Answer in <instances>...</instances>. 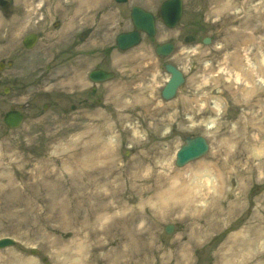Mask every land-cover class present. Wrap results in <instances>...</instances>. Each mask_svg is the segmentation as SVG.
<instances>
[{"label":"rangeland","instance_id":"obj_1","mask_svg":"<svg viewBox=\"0 0 264 264\" xmlns=\"http://www.w3.org/2000/svg\"><path fill=\"white\" fill-rule=\"evenodd\" d=\"M8 1V13L0 10V62H12L0 72V239L16 244L0 250V264H122L128 256L115 261L114 255L126 230L140 242L127 255L140 262L223 264L218 256L227 239L246 232L256 217L264 221V213L257 211L264 200V171L255 169L264 161V87L256 82L264 78V0H183L176 29L166 32L157 22L155 39L143 36L138 47L123 54L115 48V37L132 29L130 7L154 12L163 0H129L126 5L113 0ZM220 5L226 8L218 10ZM31 33L39 39L25 51L21 41ZM189 35L196 37V46L184 44ZM204 38L211 40L208 46L202 44ZM166 39L176 43L167 62L185 78L169 102L159 96L166 61L153 53ZM249 63L255 64L254 71ZM99 66L115 73L113 81L98 89L104 106L93 102L90 110L78 107L83 93L75 91L89 86L85 74ZM3 88L9 93L3 95ZM213 99L224 106L222 114L212 108ZM201 102L205 106L200 108ZM43 104L48 105L45 111ZM19 106H27L26 121L17 130L6 129L1 115ZM191 137H204L209 150L176 168V152ZM107 145L112 149L105 156L112 162H103L102 155L91 163ZM235 151L240 155L231 159ZM214 154L217 162L211 160ZM146 158L152 160L143 165L147 170L137 169ZM153 161L157 175H169L174 187L203 192L192 210L175 199L161 206L151 199ZM201 162L227 163L207 171L220 180V194L200 176L193 182L179 178ZM248 164L253 168L249 174L244 172ZM111 171L120 180L109 179L112 188L106 190L99 178ZM47 184L53 197L44 193ZM88 184L117 197L81 198L72 214L70 190L78 187L84 194ZM44 195L53 199V211L46 209L49 200L41 201ZM211 197H218L223 215L208 230L214 213ZM101 205L111 209L97 225L91 213ZM228 207L229 216L224 214ZM169 225L173 231L166 234ZM200 229L198 240L182 250L190 233ZM143 240L147 242L141 244ZM244 255L248 259L242 261ZM234 263L264 264V240L253 249L238 248Z\"/></svg>","mask_w":264,"mask_h":264},{"label":"bare ground","instance_id":"obj_2","mask_svg":"<svg viewBox=\"0 0 264 264\" xmlns=\"http://www.w3.org/2000/svg\"><path fill=\"white\" fill-rule=\"evenodd\" d=\"M85 1L86 4H89L91 1L90 0H83ZM226 8L225 5H220L218 10H224ZM189 52H194L193 50H190ZM264 63V61L262 62ZM255 65V64H254ZM252 63H249V68H251L252 71H254L255 66ZM258 68H259V64H258ZM256 82L260 83V86L264 87V78L260 77L256 80ZM212 104V108L216 111V113L218 114V112L220 114L223 113L224 111V106L221 104L220 101L213 99L211 101ZM205 104L204 103H199V107H204ZM112 149V147H110L109 145L105 146L102 153L98 152L96 153L95 157L91 160V163L96 162V157L99 159V156L101 157L102 155H107L109 154L110 150ZM247 151V150H246ZM249 153V152H248ZM259 154V153H258ZM240 154L239 152L235 151L234 154L230 155L229 157L231 159H234L236 156L238 157ZM241 155H243V152L241 153ZM110 156V154H109ZM218 159V155L214 154L211 156V160L217 162ZM230 159V161H231ZM101 160V159H100ZM110 160L112 162V160L110 159V157L105 156L103 159V162ZM152 161V160H151ZM150 158H146L144 159H140L138 162V165H136L137 169L142 170V168L144 170H147V167L144 168L143 165L148 162L151 164ZM250 159H247V162H250ZM102 162V161H101ZM154 162V161H153ZM82 164L79 162V165ZM99 164V163H98ZM250 164V163H249ZM247 165V167H245L244 172L249 174L253 171V168L250 165ZM227 165V163L220 165L219 163H214L211 166L208 163H198L194 168H191L190 171L186 172L184 174V177L182 175L179 176V178L181 179V181H184L185 177L187 180H190L191 182H193V178L197 179L198 176H200L201 178H205L206 181H208V185L209 187H213L215 186L216 191H217V195L220 194V190H221V183L219 179L213 178L212 176H210L207 171L209 170L208 168H217L220 166V168H225V166ZM158 166V164L156 162L152 163V168H150L149 170H151V172L154 174L155 176V181H154V186L155 189L153 190V195H152V200H154L157 204H159L160 206L165 204L167 201L170 199H175L174 201L178 200L181 203V206L184 207L187 210H192L193 209V201L195 199H197L199 196L200 198L202 197V194L197 193L196 191H194V193H191L188 191V189H184L183 187H174L175 182L173 183H169V175H164V174H158L156 172V167ZM167 167V166H166ZM166 167L164 166L163 168L166 169ZM255 169L258 172L264 171V161H262V163H259L256 165ZM168 170V168H167ZM168 172V171H167ZM135 179L137 177L133 176ZM153 177V176H152ZM115 179L116 181L120 180V176L118 174V172H108V174H104L102 175L99 179L100 181H102L105 185L106 190L107 189H111L112 186L111 184L113 183V181H109V179ZM185 179V180H186ZM90 182L92 183V181L90 180ZM92 186V187H91ZM87 189H90L89 192H85L84 194L80 193V189H78V187L75 189H71V193L69 192V194L72 195V214L76 213V211H78L79 209V201L80 199H84V198H88V201L93 200V198H98L99 196L103 197L102 201H105L107 198L109 199H115V197H117V193L113 192L112 190L110 192L107 193V195L105 194L106 192H104L103 194H101V189H95V187H93V184H88ZM91 187V188H90ZM165 187L166 190H162V188ZM46 189L44 190V193H46L48 196L51 195L52 197L54 196V191L52 190V186L50 184H47ZM214 188V190H215ZM85 190V191H86ZM73 193V194H72ZM99 195V196H97ZM70 196V195H69ZM44 200H49L48 206L46 209H48V211H53V207H54V203H53V199L52 198H47L45 195L42 198L41 201L44 202ZM211 202H212V207H214V213L213 217L209 216L210 220L208 219L207 223H210V225H208V230H211L213 227H215L216 225L218 226V220L219 218H221V216L223 215V213L221 211H218L217 209V202H218V197H211ZM46 203V202H45ZM110 206L108 205H101L100 207H96L95 210H93V212L91 214H93L96 218L94 219V224H101V222L103 221L104 217L101 216L104 213H107L110 210ZM232 211V207H228L227 210H225L224 214L225 215H230ZM257 211L260 213H264V200L262 202H259V205L257 206ZM203 231L200 229L198 231H194L192 233H190L189 235V241L186 243V245L184 247H180L182 250H185L187 248H189V246H191L193 243H195V241L198 240L200 234ZM263 232H264V221H262V219L257 218L254 220L253 223L250 224V226L247 227V231L244 232L243 234H237L234 236H231L227 239V241L225 242V244L223 245L222 249L224 250V253L220 254L218 256V259L220 261H223L227 264H233V258L236 256L237 254V250L238 248L245 250L248 249H253V247L256 246V241H258L259 239H263ZM141 241V240H140ZM121 244H120V251L118 256L114 255V260L117 261L118 258L120 259H124L127 256V259L124 260V262L122 261V264H149V261L147 260V258L142 259L140 261L137 260V257L134 254H128L127 255V251L129 250L130 252H132L131 250H135L139 245L140 242L138 241L137 237L133 234V232L131 230H126L125 233L122 236L121 239ZM145 241L143 240L142 243H144ZM147 242V241H146ZM145 242V243H146ZM180 246V245H179ZM78 251V250H77ZM263 257V255H259L258 258L261 259ZM107 259H109L110 261H112V259L110 257H106ZM242 261H245L248 259L247 256H243L241 257ZM113 262V261H112ZM219 262V261H218ZM56 264H65V262H61L60 260L56 262ZM73 264V263H71ZM236 264V263H234Z\"/></svg>","mask_w":264,"mask_h":264},{"label":"water","instance_id":"obj_3","mask_svg":"<svg viewBox=\"0 0 264 264\" xmlns=\"http://www.w3.org/2000/svg\"><path fill=\"white\" fill-rule=\"evenodd\" d=\"M118 3H123L126 0H115ZM2 4V2H0ZM5 4V3H4ZM161 14L164 23L173 28L181 16V5L180 0H168L161 6ZM132 23L135 31L129 34H123L118 36L116 43L121 50H127L132 48L140 42V32L147 34L149 37L154 35V22L150 14L142 11L141 9L134 8L131 13ZM36 42L35 36H29L23 41L25 48L30 49ZM207 44L208 42L205 41ZM171 51L170 46H163L157 49L159 54L167 55ZM167 73L171 75L170 80L162 90V98L170 100L174 97L176 90L183 84V78L173 66L167 65L165 67ZM112 75L103 71H93L89 75V79L93 83H102L111 79ZM22 122V115L18 112L11 111L7 113L3 119V123L10 129L19 127ZM207 144L201 137L187 138L184 141V145L177 152L175 165L177 167H183L188 162L200 158L207 152ZM165 232L170 234L172 227L168 226L165 228ZM13 242L9 239L0 240V249L11 247Z\"/></svg>","mask_w":264,"mask_h":264},{"label":"flooded vegetation","instance_id":"obj_4","mask_svg":"<svg viewBox=\"0 0 264 264\" xmlns=\"http://www.w3.org/2000/svg\"><path fill=\"white\" fill-rule=\"evenodd\" d=\"M155 16L156 17H158V13H156L155 12ZM159 18V17H158ZM164 30L167 32L168 30L167 29H165L164 28ZM157 34H158V32L156 33V36H157ZM196 41V40H195ZM172 43L173 45H174V47H176V45H175V43H174V41H172V40H166L164 43ZM157 47V45L154 47V49L153 50H155V48ZM46 70L47 71H50V67H46ZM106 71H109V70H106ZM43 77H45V76H43ZM81 91H83L82 93H83V98L82 99H80V100H78V103H77V106L78 107H83V108H87V110H90L91 109V105H92V103H93V100H92V95H91V89L90 88H87V89H83V90H79L78 92H81ZM98 99H95L94 100V103L95 104H98V101H97ZM102 104V101H100V105ZM42 108H43V106H42ZM47 108H48V105H47ZM46 108V109H47ZM75 106H71L70 107V110L71 111H75ZM34 109V108H33ZM25 112V119H26V109H23ZM31 110H32V108H31ZM37 119H38V117H36Z\"/></svg>","mask_w":264,"mask_h":264}]
</instances>
